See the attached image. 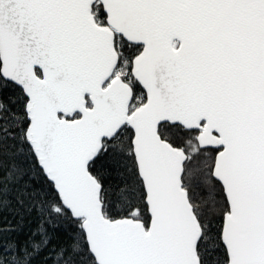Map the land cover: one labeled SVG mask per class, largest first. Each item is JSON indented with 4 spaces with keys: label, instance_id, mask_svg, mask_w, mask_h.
Listing matches in <instances>:
<instances>
[{
    "label": "snow or ice",
    "instance_id": "obj_1",
    "mask_svg": "<svg viewBox=\"0 0 264 264\" xmlns=\"http://www.w3.org/2000/svg\"><path fill=\"white\" fill-rule=\"evenodd\" d=\"M0 264H264V0H0Z\"/></svg>",
    "mask_w": 264,
    "mask_h": 264
}]
</instances>
